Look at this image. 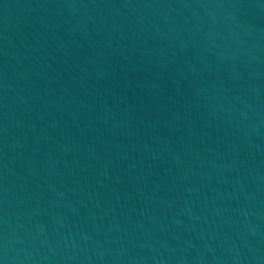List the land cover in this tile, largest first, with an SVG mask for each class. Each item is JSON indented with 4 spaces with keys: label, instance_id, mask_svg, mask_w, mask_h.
Returning a JSON list of instances; mask_svg holds the SVG:
<instances>
[{
    "label": "water",
    "instance_id": "95a60500",
    "mask_svg": "<svg viewBox=\"0 0 264 264\" xmlns=\"http://www.w3.org/2000/svg\"><path fill=\"white\" fill-rule=\"evenodd\" d=\"M0 264H264V0H0Z\"/></svg>",
    "mask_w": 264,
    "mask_h": 264
}]
</instances>
